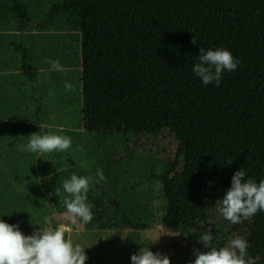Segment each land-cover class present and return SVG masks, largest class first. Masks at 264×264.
I'll list each match as a JSON object with an SVG mask.
<instances>
[{
    "label": "trees",
    "instance_id": "1",
    "mask_svg": "<svg viewBox=\"0 0 264 264\" xmlns=\"http://www.w3.org/2000/svg\"><path fill=\"white\" fill-rule=\"evenodd\" d=\"M6 9L9 19L33 23L22 0H0V13ZM48 20L37 28L81 33L87 134L103 143L163 131L174 139V157L159 177L163 229L188 238L211 228L217 248L243 236L248 254L264 264V212L232 224L215 204L240 168L264 180V0H60ZM200 47L226 48L240 61L218 87L192 70ZM21 74L37 81L27 57ZM94 205L88 224L106 229L110 205Z\"/></svg>",
    "mask_w": 264,
    "mask_h": 264
},
{
    "label": "rangeland",
    "instance_id": "2",
    "mask_svg": "<svg viewBox=\"0 0 264 264\" xmlns=\"http://www.w3.org/2000/svg\"><path fill=\"white\" fill-rule=\"evenodd\" d=\"M22 1L33 23L9 19L7 9L0 13V219L19 224L24 235L51 226L50 220L63 224L67 239L85 248L86 264H131L140 248L167 255L171 264H190L193 249L209 251L199 237L167 232L161 225L165 202L159 177L174 157V139L163 131L140 139L115 135L103 143L87 134L81 33L70 26L37 28L48 25L50 6L60 0ZM24 57L37 74L34 83L21 74ZM49 58H60L70 71H49ZM65 81L75 84V90L66 92ZM49 132L71 137V148L47 154L20 150L29 135ZM97 169L106 182L95 183ZM73 174L92 178L89 202L110 205L106 229L63 218L62 185ZM56 188L61 196H49Z\"/></svg>",
    "mask_w": 264,
    "mask_h": 264
},
{
    "label": "clouds",
    "instance_id": "3",
    "mask_svg": "<svg viewBox=\"0 0 264 264\" xmlns=\"http://www.w3.org/2000/svg\"><path fill=\"white\" fill-rule=\"evenodd\" d=\"M192 43L196 44L193 36ZM199 62L193 67V72L204 85L210 83L219 86L224 71H235L240 61L231 51L220 47L216 49H199ZM51 67L49 71L66 74L70 68L60 63V58L45 61ZM65 91H74L75 84L64 82ZM72 146L71 137L57 135L51 132L40 135L33 133L28 136L26 145H19L20 150L31 153L47 154L53 152H67ZM231 163V162H230ZM59 171V169H58ZM97 180L106 182L107 177L101 169L96 170ZM51 177H49L50 179ZM94 187L90 176L73 174L63 185V204L66 207L63 218L71 224L82 221L90 223L95 205L89 202L88 193ZM61 196V189H54L49 196ZM222 217L232 224H240L251 220L255 215L264 212V180L257 183L248 178L243 168L237 170L231 178V186L216 203ZM210 224V223H209ZM66 229L63 224L53 228L51 226L38 229L31 235H24L19 224H9L0 219V264H86L88 260L85 248L74 244L72 239H66ZM211 228L201 232L199 242L209 251L193 249L195 259L190 264H256V259L248 254L249 244L245 237L236 235L227 243L217 248L213 245ZM131 264H171L170 258L160 252H153L149 248H140L139 252L130 257Z\"/></svg>",
    "mask_w": 264,
    "mask_h": 264
}]
</instances>
